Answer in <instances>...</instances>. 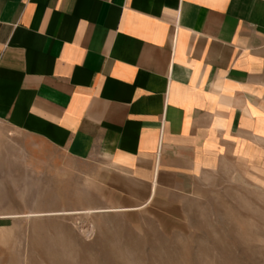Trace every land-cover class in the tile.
I'll use <instances>...</instances> for the list:
<instances>
[{
	"label": "crops",
	"instance_id": "1",
	"mask_svg": "<svg viewBox=\"0 0 264 264\" xmlns=\"http://www.w3.org/2000/svg\"><path fill=\"white\" fill-rule=\"evenodd\" d=\"M1 126L100 163L113 209H183L264 169V0H0Z\"/></svg>",
	"mask_w": 264,
	"mask_h": 264
},
{
	"label": "rangeland",
	"instance_id": "2",
	"mask_svg": "<svg viewBox=\"0 0 264 264\" xmlns=\"http://www.w3.org/2000/svg\"><path fill=\"white\" fill-rule=\"evenodd\" d=\"M30 149L0 127L5 264H264L263 168L224 163L183 209L155 202L88 213L133 201L112 189L100 163L43 144Z\"/></svg>",
	"mask_w": 264,
	"mask_h": 264
},
{
	"label": "bare ground",
	"instance_id": "3",
	"mask_svg": "<svg viewBox=\"0 0 264 264\" xmlns=\"http://www.w3.org/2000/svg\"><path fill=\"white\" fill-rule=\"evenodd\" d=\"M101 210H91L88 211V213H97L100 212ZM113 211H123L122 209H111V210H103V212H113Z\"/></svg>",
	"mask_w": 264,
	"mask_h": 264
}]
</instances>
